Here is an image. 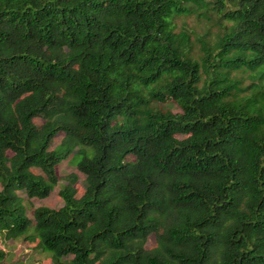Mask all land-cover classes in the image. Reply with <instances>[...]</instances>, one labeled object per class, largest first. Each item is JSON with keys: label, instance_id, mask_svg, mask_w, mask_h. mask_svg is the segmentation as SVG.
I'll return each instance as SVG.
<instances>
[{"label": "trees", "instance_id": "obj_1", "mask_svg": "<svg viewBox=\"0 0 264 264\" xmlns=\"http://www.w3.org/2000/svg\"><path fill=\"white\" fill-rule=\"evenodd\" d=\"M64 161L83 193L72 173L29 217ZM0 238L52 264H264V0H0Z\"/></svg>", "mask_w": 264, "mask_h": 264}, {"label": "rangeland", "instance_id": "obj_2", "mask_svg": "<svg viewBox=\"0 0 264 264\" xmlns=\"http://www.w3.org/2000/svg\"><path fill=\"white\" fill-rule=\"evenodd\" d=\"M187 6H191V3H188ZM211 23L213 22H208L209 25ZM205 25V23H201L198 20L196 15H189L178 21V30L183 29V26H185L188 30L195 31L197 34L203 35L206 31ZM220 30L221 28L219 25L212 27V33L208 39L216 37L218 32L220 33ZM248 83L249 81H246V84ZM162 108L171 110L174 113L180 112L179 108L173 102L167 103L166 105L162 106ZM35 123L37 125H41L42 120L36 119ZM62 138L63 134L54 140L52 147H56L61 142ZM72 173H76L80 177L78 184H76L78 196L83 193L85 179L84 175H82L74 166H72L69 161H64L58 167L60 181L51 196L44 200L26 199L25 204L28 209L29 217H32L33 210L40 206H47L54 209L63 206L64 202L59 196V191L61 187L67 183V177H69V175ZM154 245V238H150L148 247H153ZM0 249L4 250L6 253V257L0 261V264H52V260L46 254L35 249L33 244L25 243L23 240H4L3 238H0Z\"/></svg>", "mask_w": 264, "mask_h": 264}]
</instances>
